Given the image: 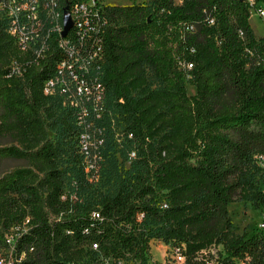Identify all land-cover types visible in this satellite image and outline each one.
I'll return each mask as SVG.
<instances>
[{
	"label": "trees",
	"instance_id": "16d2710c",
	"mask_svg": "<svg viewBox=\"0 0 264 264\" xmlns=\"http://www.w3.org/2000/svg\"><path fill=\"white\" fill-rule=\"evenodd\" d=\"M250 7L103 5V111L121 121L134 154L114 192L85 205L62 199L57 164L58 139H77L75 110L43 92L61 52L52 42L32 59L0 17V137L16 142L0 145V158L27 161L0 176L5 264H150L152 240L177 249L184 264H207L212 247L214 264H264V231L233 230L228 212L231 202L264 204L254 185L264 177V35L254 34ZM14 60L24 61L21 74L10 73Z\"/></svg>",
	"mask_w": 264,
	"mask_h": 264
},
{
	"label": "rangeland",
	"instance_id": "374dc122",
	"mask_svg": "<svg viewBox=\"0 0 264 264\" xmlns=\"http://www.w3.org/2000/svg\"><path fill=\"white\" fill-rule=\"evenodd\" d=\"M110 5H126L132 3H147V0H104ZM254 1V0H247ZM249 24L255 36L264 35V16L251 13ZM153 86L156 82L153 81ZM71 84L69 77L63 76L55 86L58 102L68 106V99L73 96L72 88H65ZM65 89V91L63 90ZM188 94L194 93V87L186 86ZM98 115V116H96ZM84 120L78 121L77 126L85 134L75 142L69 138H59L54 130H48L52 141L58 139L60 154L57 157L58 168L64 180V194L62 199L68 197L71 204H93L102 194L113 193L124 171L129 167L133 158L134 145L130 144L121 130V121L113 114L99 111L85 112ZM80 125V126H79ZM16 144L9 137H0V145ZM27 161L19 158H0V176L16 168L26 166ZM254 185L259 190H264V177L254 179ZM238 204L236 207L230 205ZM228 212L232 220V228L237 232L252 233L259 228V223H264V204L254 207L251 201L231 202ZM264 231V228L262 229ZM13 230L4 232L5 238H10ZM218 251V250H217ZM212 247L207 264H214L217 252ZM172 249L159 241L152 240L149 244L147 261L150 264H180L172 256ZM212 255V256H211ZM122 264H138V262L125 260Z\"/></svg>",
	"mask_w": 264,
	"mask_h": 264
},
{
	"label": "built area",
	"instance_id": "2783aa9c",
	"mask_svg": "<svg viewBox=\"0 0 264 264\" xmlns=\"http://www.w3.org/2000/svg\"><path fill=\"white\" fill-rule=\"evenodd\" d=\"M249 3L251 13L264 16V4ZM105 4L108 3L104 0H0V17L21 52L29 53L32 59L42 58L52 42L61 52L52 76L44 80L43 92L54 94L61 77H69L71 84L63 83V87L72 88L74 93L68 99V107L75 110L76 123L84 120L83 115L87 111L104 112L105 89L99 81L103 67L98 32L104 22L100 11ZM65 7L72 26L62 36ZM24 64V61L14 60L10 73L21 74ZM84 137L79 129L77 139ZM257 227L263 229L264 223ZM11 229L10 238H6L8 242L12 241L15 233V227ZM172 254L180 264H184V257L177 249H172ZM0 264H5L2 258Z\"/></svg>",
	"mask_w": 264,
	"mask_h": 264
},
{
	"label": "water",
	"instance_id": "95a60500",
	"mask_svg": "<svg viewBox=\"0 0 264 264\" xmlns=\"http://www.w3.org/2000/svg\"><path fill=\"white\" fill-rule=\"evenodd\" d=\"M62 22H63V30L61 32V35L64 36L72 26V21L70 19L69 11L66 9V7L64 8L63 11Z\"/></svg>",
	"mask_w": 264,
	"mask_h": 264
},
{
	"label": "crops",
	"instance_id": "0c3cea01",
	"mask_svg": "<svg viewBox=\"0 0 264 264\" xmlns=\"http://www.w3.org/2000/svg\"><path fill=\"white\" fill-rule=\"evenodd\" d=\"M230 204H231V203L228 204V207H229ZM230 206H232V207H236V206H238V204H234V203H232V205H230Z\"/></svg>",
	"mask_w": 264,
	"mask_h": 264
}]
</instances>
